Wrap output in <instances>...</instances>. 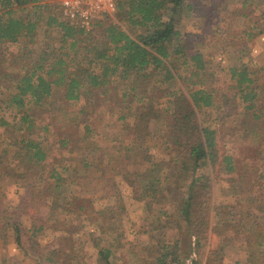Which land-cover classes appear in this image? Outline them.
<instances>
[{
	"label": "trees",
	"instance_id": "trees-1",
	"mask_svg": "<svg viewBox=\"0 0 264 264\" xmlns=\"http://www.w3.org/2000/svg\"><path fill=\"white\" fill-rule=\"evenodd\" d=\"M51 1L0 0V182L20 180L23 188L11 211L2 210L5 228H11L18 247L23 236L36 242L52 235L50 261L61 252H75V264L86 263L78 253L82 244H75L72 235L85 224L99 227L111 220L115 214L94 207L93 200L118 198L120 190L98 167L99 144L69 162L51 154L47 143L54 137L59 149L70 150L96 133L99 116L112 112L117 115L118 140L133 141L145 168V184L135 189L136 198L159 194L155 201L161 215L151 212L148 220L161 233L158 238L149 235L139 250L120 242L102 246L89 233L98 258L104 264H185L182 242L187 236L188 264H211V254L204 253L209 234L220 243L213 250L219 256L247 230L233 219L219 223L213 180L223 174L230 190L237 187L244 193L255 183L246 161L219 154L216 122L200 117V111L228 106L220 117L223 127L225 117L241 105L243 113L251 112L261 126L264 84L258 85L256 75L241 63L229 67L230 84L216 79L196 46L204 37L180 29L193 8L189 0H119L113 15L96 19L89 31L71 25ZM239 1L242 6L248 2ZM234 19L230 21L237 23ZM244 23L242 13L240 25ZM251 28L263 32L254 24L246 29L248 37L253 35ZM157 81L165 84L163 96L158 95ZM167 105L168 111L160 113ZM141 108H159L155 118L162 119L159 139L165 149L161 165L145 161L148 120ZM65 112L75 113L76 120L62 121ZM181 183L186 195L168 200ZM70 214L77 220H70ZM182 222L187 224L185 234ZM257 227L258 245L264 248V223Z\"/></svg>",
	"mask_w": 264,
	"mask_h": 264
},
{
	"label": "rangeland",
	"instance_id": "rangeland-1",
	"mask_svg": "<svg viewBox=\"0 0 264 264\" xmlns=\"http://www.w3.org/2000/svg\"><path fill=\"white\" fill-rule=\"evenodd\" d=\"M51 2L59 9L55 0ZM224 2L228 5H225ZM189 3L193 7L192 11L188 16H185L180 29L198 33L204 37L198 40L196 46L203 54L207 68L215 72L216 79L220 80L221 84H230L228 80L229 67L241 63V65H247L248 69L256 75L258 85L264 84V0H248L246 6H242L239 0H189ZM53 9L56 8L53 7ZM242 13L245 16L244 27L240 25ZM232 17H235L234 21L237 23L230 21ZM254 24L257 26L256 29L262 26L263 32L258 33L257 30L251 28L253 35L248 37L246 29L253 27ZM157 85L161 88L158 95H165V84L157 81ZM109 88L110 94L113 96L114 89L111 85ZM168 109V105L164 106L160 109V113L166 112ZM139 111L148 120L147 134H143L145 145L148 148L145 161L161 165L165 158V149L159 139L162 119L161 116L155 118V115L159 113V108L153 111L141 108ZM222 111L226 113L228 106H224L222 110L204 108L200 111V117L205 120L212 117L215 120L216 127L219 129L217 134L219 154H230L246 161L248 175L255 185L251 192L244 193L240 192L237 187L230 190L231 184L224 181L223 174H221L222 179L213 180L215 209L220 211L219 223L233 219L236 224L241 222L247 230L242 231L237 239L227 245L222 252L220 251L219 256L217 255L219 252L213 254V250L218 249L220 243L217 242L215 235L209 234V243L204 253L205 255L211 254L207 258L211 264H263L264 255L257 253L264 251V248H259L258 243L261 240L257 238L256 231L257 226L262 227V223H264V123L261 127L252 113H243L242 106L239 105L236 112L225 117L222 127L220 120ZM99 117L102 121L96 129V133L79 145L71 146L70 150L59 149L54 137L47 143L51 154L61 155L69 162H75L80 153H83V149H94L99 144L102 149L100 151L102 158L98 167L103 169L104 177L114 178L120 190L118 198H96L93 200L94 207L109 209L115 214L111 220L99 227L85 224V227H79L72 235L75 244H82L78 253L84 257L85 264H104L98 258L97 248L90 241L89 233L100 239L102 246L116 245L120 242L126 244V247L130 249L137 250L148 242L149 235L153 234L158 238L161 233L155 230L148 220V215L151 212L156 211L157 215H161L160 204L155 201L159 194H156L155 197L148 194V196L144 195L142 199L136 198L135 189H139L141 185L143 187L145 184L144 176H142L145 168L139 161L138 151L133 147V141L130 139L118 140L119 130L115 113L106 112ZM60 119L75 121L76 114L65 112ZM229 128L230 131H227ZM2 132L3 128H0V134ZM251 150L254 152L252 155L249 154ZM98 157L100 158V154ZM6 181L0 182V242L3 244L0 251V264H41L39 260H42L44 255H49L51 245L54 243V241L51 242L52 235H42L36 242L23 236L21 247L13 242L14 253L4 246L5 236L9 235L8 237L13 238V235L9 226L5 228L6 216L2 210L11 211L18 195L23 191L20 180H10L8 183ZM185 195V187L181 183L180 188L171 191L168 200L175 201ZM76 217L73 214L69 215L72 221H75ZM57 218L54 217V220ZM182 224L185 234L187 233V224L186 222H182ZM232 233V230L228 232L230 235ZM247 238H250L251 241L247 242ZM189 242L190 238L184 236L182 250L185 264L189 263L187 258ZM35 257L39 260L34 259ZM60 257L64 261L70 260L69 264L77 262V253L75 252H61V254L53 256L57 263V259Z\"/></svg>",
	"mask_w": 264,
	"mask_h": 264
},
{
	"label": "built area",
	"instance_id": "built-area-1",
	"mask_svg": "<svg viewBox=\"0 0 264 264\" xmlns=\"http://www.w3.org/2000/svg\"><path fill=\"white\" fill-rule=\"evenodd\" d=\"M68 22L89 31L93 22L115 12L119 0H55Z\"/></svg>",
	"mask_w": 264,
	"mask_h": 264
},
{
	"label": "crops",
	"instance_id": "crops-1",
	"mask_svg": "<svg viewBox=\"0 0 264 264\" xmlns=\"http://www.w3.org/2000/svg\"><path fill=\"white\" fill-rule=\"evenodd\" d=\"M189 15V14H188ZM188 15H186V16H188ZM8 227V226H7ZM6 227V228H7ZM9 235H6L5 237H6V241H5V244H4V246H5V248H8V249H10L11 251H13L14 250V245H13V242H14V240H13V238L12 237H8ZM56 240V239H55ZM55 243V242H54ZM2 247H3V244H2V242H0V251L2 250ZM12 253H14V251L12 252ZM21 253H24V252H21ZM1 254V253H0ZM17 255H19V253L17 252ZM45 257H43L42 258V260H39V258H37V257H35L34 259H36L37 258V260H39V261H41V264H52V263H54V264H56L57 262L55 261V260H53V261H50L49 259H51L50 257V255H48V256H46V255H44ZM41 259V258H40ZM35 261V260H34ZM99 262V261H98ZM39 263V262H38ZM100 263V262H99ZM58 264V263H57Z\"/></svg>",
	"mask_w": 264,
	"mask_h": 264
}]
</instances>
